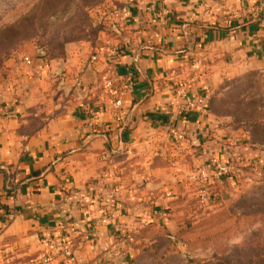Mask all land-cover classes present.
Listing matches in <instances>:
<instances>
[{
	"label": "crops",
	"instance_id": "obj_1",
	"mask_svg": "<svg viewBox=\"0 0 264 264\" xmlns=\"http://www.w3.org/2000/svg\"><path fill=\"white\" fill-rule=\"evenodd\" d=\"M125 2L114 30L24 60L0 87V105L15 113L0 109V264H39L45 248L64 264L65 241L74 255L65 264L125 262L121 231L177 204L197 163L217 152L212 114L185 110L186 101L264 66V0ZM78 75L84 82L72 88ZM108 208L113 219L100 224Z\"/></svg>",
	"mask_w": 264,
	"mask_h": 264
},
{
	"label": "rangeland",
	"instance_id": "obj_2",
	"mask_svg": "<svg viewBox=\"0 0 264 264\" xmlns=\"http://www.w3.org/2000/svg\"><path fill=\"white\" fill-rule=\"evenodd\" d=\"M120 1L0 0V87L24 60L56 56L69 41L92 37L97 29L114 30L125 20L124 9L120 21L103 25L94 11L126 3ZM76 77L72 88L78 89L84 76L81 86ZM208 94L213 155L229 161L232 173L218 179L210 158L197 163L193 184L177 198L183 197L180 204L162 206L149 214L152 222L129 223L121 231L129 252L119 264H264V66L231 74ZM203 188L206 201L199 198ZM246 243H251L247 252L236 250Z\"/></svg>",
	"mask_w": 264,
	"mask_h": 264
},
{
	"label": "built area",
	"instance_id": "obj_3",
	"mask_svg": "<svg viewBox=\"0 0 264 264\" xmlns=\"http://www.w3.org/2000/svg\"><path fill=\"white\" fill-rule=\"evenodd\" d=\"M94 14H95V18H96L97 23L103 25L107 22L120 21V19L122 18V14H123V8H119L116 6L98 7L94 11ZM108 53H109V55L114 56V57L119 56V51H118L117 47L109 49ZM90 59L93 61L96 59V57L94 55H92L90 57ZM81 76L82 75H78L75 78V83L78 86H81V82H82ZM104 85H105L108 92L115 94L112 79H107L105 81ZM121 103H122L121 100L118 98V99H115L113 101L112 106L117 107ZM204 108L206 109V95L205 94L199 95L193 100L186 101L185 106H184L185 110H191V111H196L198 109L203 110ZM0 109L2 111V114H4V116L8 117V116H14L15 115L13 110H11L9 107H6V106L3 107L2 105H0ZM169 134L175 141H181L183 139V134L181 132L177 131L175 127H170ZM209 158H210V160H209L210 167H211L213 173L215 174L214 176L216 178L222 179L225 176H228L230 173H232L233 169H232L231 163H229V161L222 160L219 157H217L216 155H213ZM13 185H14V183H13ZM207 195H208V190L206 188H203L200 190L199 198L202 201H206ZM84 213L89 214L88 208L85 209ZM13 215H14V212L10 213L8 216H9V218H11V217H13ZM112 219H113V211L111 210V208H108L98 218V221L100 222V224L107 225L109 222H111ZM42 241L46 242V238H43ZM60 254L63 256L64 264L74 260V255H73V252L71 249V245L69 244L68 241L67 242L65 241L63 243L62 248L60 250ZM38 263L39 264H51V256L48 253L46 248L43 249V251L40 253Z\"/></svg>",
	"mask_w": 264,
	"mask_h": 264
},
{
	"label": "trees",
	"instance_id": "obj_4",
	"mask_svg": "<svg viewBox=\"0 0 264 264\" xmlns=\"http://www.w3.org/2000/svg\"><path fill=\"white\" fill-rule=\"evenodd\" d=\"M209 100H210V94H206V109L208 110V112H210L211 113V111H210V105H209ZM10 180H11V178H7L6 179V184H5V189H6V191H11V190H13L14 188H15V186L17 185V183L16 184H12V181L10 182ZM175 201H176V203H180L181 201H178V199H175ZM171 203V202H170ZM172 203H173V201H172ZM170 212H172V211H170ZM257 213L254 211V212H252L251 214H247V215H243V217L244 218H248V217H252V216H255ZM152 222V221H151ZM235 247H238V246H235ZM243 247V248H242ZM243 249L244 251L243 252H247V250L248 249H250L251 248V243H246L244 246H239L236 250H238V249ZM258 248H261V245H258ZM233 251V253H235L236 254V251L233 249L232 250ZM244 254V253H243ZM246 254V253H245ZM220 264H225V261H221L220 262Z\"/></svg>",
	"mask_w": 264,
	"mask_h": 264
}]
</instances>
